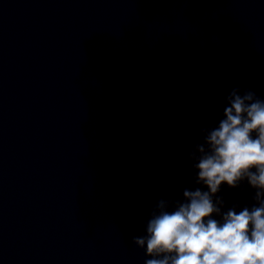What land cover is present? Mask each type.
<instances>
[{"label": "water", "instance_id": "water-1", "mask_svg": "<svg viewBox=\"0 0 264 264\" xmlns=\"http://www.w3.org/2000/svg\"><path fill=\"white\" fill-rule=\"evenodd\" d=\"M234 87L264 97V0H42L0 68V264H144Z\"/></svg>", "mask_w": 264, "mask_h": 264}, {"label": "clouds", "instance_id": "clouds-1", "mask_svg": "<svg viewBox=\"0 0 264 264\" xmlns=\"http://www.w3.org/2000/svg\"><path fill=\"white\" fill-rule=\"evenodd\" d=\"M225 101L188 153L195 187L160 198L132 238L144 264H264V97L234 87ZM244 184L253 202L229 204L223 191Z\"/></svg>", "mask_w": 264, "mask_h": 264}]
</instances>
